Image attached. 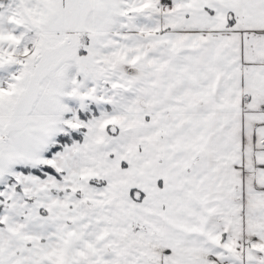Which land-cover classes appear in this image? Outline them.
Wrapping results in <instances>:
<instances>
[{
  "label": "snow or ice",
  "instance_id": "snow-or-ice-1",
  "mask_svg": "<svg viewBox=\"0 0 264 264\" xmlns=\"http://www.w3.org/2000/svg\"><path fill=\"white\" fill-rule=\"evenodd\" d=\"M0 264H264V0H0Z\"/></svg>",
  "mask_w": 264,
  "mask_h": 264
}]
</instances>
